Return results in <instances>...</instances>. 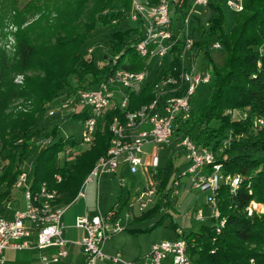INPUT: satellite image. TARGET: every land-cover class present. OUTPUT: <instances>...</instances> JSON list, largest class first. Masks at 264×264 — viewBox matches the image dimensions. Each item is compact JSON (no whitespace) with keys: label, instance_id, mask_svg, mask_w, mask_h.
<instances>
[{"label":"trees","instance_id":"16d2710c","mask_svg":"<svg viewBox=\"0 0 264 264\" xmlns=\"http://www.w3.org/2000/svg\"><path fill=\"white\" fill-rule=\"evenodd\" d=\"M130 1L122 0L123 8L115 14L99 16L111 7L113 0H0L2 216L9 215L5 206L11 205L10 194L26 158L31 161L27 173L31 188L37 190L44 182L49 190L56 192V204L67 206L76 198L97 159L108 149L107 124L116 110L105 116L88 147H82L71 135L62 136L56 124L45 129L43 122L58 97L95 87L113 69V65L93 56L85 58L82 51L98 22L110 27L106 44L113 55H118L116 65L129 70L145 67V58L135 50L142 27L130 28L123 22ZM147 1L153 4L157 0ZM88 2H91L89 7ZM189 4L190 0H183L175 6L177 22ZM224 6L223 0L209 2L206 19L209 26L204 28L199 24V17L192 24L193 51L202 56L213 91L197 113L192 110L187 119L177 120L174 135L188 137L195 144L209 148L214 162L220 164L222 175L241 177L234 193H230L223 181L217 184L216 202L224 224L218 227V219L209 217L205 202V218L198 221L197 229L178 230L169 207L174 182L180 180L187 163L173 139L171 153L165 152V163L158 165L152 174L159 201L133 215L124 228L132 233L147 232L168 220L170 239L186 242L192 264H264V212L252 210L248 214L251 202L264 205V126L253 127L255 120L264 119V0H243V9L230 31L225 27ZM7 18L15 26L11 33L12 53L1 43ZM213 41H218L225 52L221 67L212 58ZM173 64L180 66L178 56ZM17 75L22 76L20 84L15 82ZM152 97L151 84L131 91L130 108L148 103ZM18 100L24 102L23 108L12 110L11 104ZM235 110L244 116L233 119L226 112ZM84 116L85 113L77 112L67 117L83 119ZM229 136L228 146L223 147L222 141ZM178 152L184 164L180 168L173 160ZM210 171L208 165L204 172ZM202 188L204 194H209L206 185ZM123 206L127 208V201L120 207Z\"/></svg>","mask_w":264,"mask_h":264},{"label":"built area","instance_id":"2783aa9c","mask_svg":"<svg viewBox=\"0 0 264 264\" xmlns=\"http://www.w3.org/2000/svg\"><path fill=\"white\" fill-rule=\"evenodd\" d=\"M182 1L157 0L150 4L147 0H131L126 18L142 27L135 50L140 57L145 58V67L139 70L125 69L116 65L118 55H113L105 61L114 66L111 72L93 88L78 89L62 96L59 110L65 111L67 116L77 112L85 113L83 119H78L81 126L80 143L88 146L93 142L96 129L105 116L116 110L107 124L110 136L108 149L97 159L84 179L77 197H84L87 183L94 179L98 181L105 173L116 175L119 169L126 168L130 175H135L145 166L155 170L160 161L158 147L169 145L175 139L174 144L182 149L183 160L187 163L181 176H188L194 188L203 185L208 187V215L218 219V227H221L225 220L219 216L217 184L223 181L229 186L230 193H234L241 177L238 174L222 175L220 164L214 162V154L209 148L195 144L188 137L174 136L177 120H185L191 114L192 99L198 85L210 82V73L205 65L197 70L198 55L193 51L195 38L191 27L197 23L196 17H199V24L207 28L208 3L218 0H190L185 13L177 22L174 8ZM223 3L235 12L243 9V0H223ZM175 47L179 51L174 50ZM220 48L218 41L211 42V50ZM176 56L180 60L178 67L173 64ZM85 57L92 58L91 49ZM147 84L152 86V99L136 108H130V92ZM226 112L231 116L234 114V111ZM48 113L52 114L53 111ZM262 126L264 119L255 120V129ZM229 139L230 136L222 141L223 147L228 146ZM147 146H150V151L145 158L143 155H146L144 149ZM208 165H211V171L206 173L204 170ZM56 178L59 179V176ZM118 181L121 187H125L124 178H118ZM177 183L178 180L174 186ZM13 188L23 196L25 209L12 210L7 203L5 208L9 210V215L5 217L0 214V264L4 263L3 252L6 249H37L41 264L60 262L67 256L69 243L63 237L62 216L66 206L56 204V192L49 190L44 182L37 190H33L26 172L19 174ZM133 191L134 199L127 204L124 219L131 215L130 211L136 205L138 212L151 206L156 192L153 185ZM259 207L264 206L251 202L248 214L252 210L258 211ZM204 218L205 213L197 211L195 219L202 221ZM75 226L85 233L78 245L86 255V264H95L97 260L104 259L120 264H162L167 258H170L171 264H192L186 242L182 239L153 243L149 251L138 260L124 261L119 253L105 255L102 252L104 241L125 227L117 206L106 213L98 212L92 216L83 214L76 218ZM51 248L55 250L49 254L47 251Z\"/></svg>","mask_w":264,"mask_h":264},{"label":"rangeland","instance_id":"374dc122","mask_svg":"<svg viewBox=\"0 0 264 264\" xmlns=\"http://www.w3.org/2000/svg\"><path fill=\"white\" fill-rule=\"evenodd\" d=\"M71 1V0H70ZM73 2V1H72ZM91 6V2H88L87 7ZM123 8L122 0H113L111 7L108 10H103L100 15L105 13L115 14L116 11L121 10ZM224 14H225V27L226 31H230L234 26L237 18L238 12H235L228 7L224 6ZM55 15L52 14L50 17L53 18ZM30 21V20H29ZM32 21V20H31ZM30 21V22H31ZM114 22V21H113ZM130 28H135L136 23L130 21L125 18L123 21ZM28 24V23H27ZM15 26H13L12 22L7 18L4 21L3 32L6 33L5 37L2 39L1 43L6 48L8 52H13L14 50V41L12 36V31H14ZM110 38V27L109 25H103L98 22L95 26V29L89 37L86 39L82 51L86 54L89 49L92 51L93 58L97 60L106 61V59L111 58L113 53L109 50L107 46V41ZM115 55V54H114ZM86 58V57H85ZM212 58L217 67H221L224 63L225 52L223 49H216L212 52ZM205 65L203 58L201 55H198L197 59V70L201 69ZM15 82L20 84L22 82V76L17 75L15 77ZM213 91V85L211 82L209 83H200L194 93L192 99V110L197 113L208 101L211 93ZM62 97H58L54 101V105L49 108L48 111H53L52 114L48 113V116L44 118L43 125L45 129L50 128L53 125H58L60 128V133L62 136H70L80 141V121L78 119L67 117V113L59 110V100ZM119 98V96H116ZM119 100V99H118ZM53 103V102H52ZM51 103V104H52ZM24 102L22 100L15 101L11 104L12 110L22 109V105ZM240 112L235 110L233 114V119H237L240 116ZM67 117V118H66ZM82 147H88V145L81 144ZM146 155H143L145 158L150 151V146L145 147ZM171 143L166 146H159V166L165 163V152L171 153L170 151ZM175 154V153H174ZM61 160V158H59ZM173 160L177 163V166L180 168L184 166L182 162V157L180 153H176L173 156ZM30 158H26L21 164L22 172L28 173L31 169ZM184 171V169L182 170ZM154 170L149 166H145L135 177L130 176L129 174H124L121 169L118 170L116 175L113 174H103L98 182L96 179L90 181L85 186V199L77 201L76 205L81 207H85L87 210L95 211L96 206L102 213H106L109 208L114 205L117 201V197L119 194L122 195V200L128 198L127 204L134 199V189H143L145 187H149L153 185L155 188V182L152 178V174ZM29 178V177H28ZM118 178L125 179V187H121L118 181ZM29 181V180H28ZM132 181L133 184H132ZM185 183V184H184ZM184 184V185H183ZM130 190V193L127 194L125 190ZM205 189L202 186L194 188L192 187L190 181L188 183V176H182L178 183L174 186L173 192L171 194V206L169 207L170 211L175 215V220L177 221V225L182 230H189V228L197 229L198 223L194 219V215L199 208H202L204 205V195ZM125 197V198H124ZM14 198V199H13ZM124 198V199H123ZM159 195H154L153 203L159 201ZM11 209L24 210L25 209V201L20 191H16L14 188L10 194ZM70 205V204H69ZM69 205L66 206L69 207ZM264 206V205H262ZM259 210H264V207H259ZM122 210H126L122 208ZM135 210L138 213V207L135 206ZM127 211V210H126ZM169 221H166L165 224H160L154 229H152L148 234H142V239H146L144 244L149 240H161L166 238L167 235H172V231L168 226ZM124 234L126 232L124 231ZM140 237V236H139Z\"/></svg>","mask_w":264,"mask_h":264},{"label":"crops","instance_id":"0c3cea01","mask_svg":"<svg viewBox=\"0 0 264 264\" xmlns=\"http://www.w3.org/2000/svg\"><path fill=\"white\" fill-rule=\"evenodd\" d=\"M121 170L124 174H129L126 168H122ZM137 174L135 175L129 174V175L135 177ZM133 182L134 181H132V184ZM130 190L133 189L129 188L125 191L128 194L130 193ZM127 196L128 195H126V198L124 197L125 199L123 198L124 200H122V195L119 194L116 203L112 205L109 209H111L113 206L120 207L125 201H128ZM206 196L207 194L203 195L204 204L206 202ZM84 199H85V192H84V197L76 196V198L70 203L69 207H67L63 213L62 216V222L64 225L63 237L66 240H68L69 243L67 245V256L56 264H86V255L78 245V242L81 240V238L84 236L85 233L83 229L75 226V220L77 217L83 214L92 216L100 211L98 209V206H96L95 211L93 210L89 211L85 207L76 205L77 201ZM122 208L126 210L127 208L126 206L120 207L121 218L126 225L128 222L131 221L133 215L137 214V212L135 208L132 209V211H130L131 215L127 219H124L123 216L124 213H126V210L123 211ZM199 210L205 213L204 205L202 206V208H199L197 211ZM194 219H195V215H194ZM195 221L198 223L196 219ZM165 222L163 224H165ZM166 228L168 227L166 226ZM178 230H182V229L178 226ZM124 231L126 232V234H124ZM149 232L150 231L132 233L124 228L122 231L113 233L104 241L102 245V252L107 256H113L116 253H119L121 259L124 261L138 260L142 258L149 251L153 243H157L167 239L170 240L172 236V235H167L166 238H163L161 240H149L146 242L147 244H144L146 239H142L141 235L148 234ZM54 250L55 249L51 248L48 249L47 252L51 254L54 252ZM3 255H4L3 264H41L39 259V251L37 249H21V250L6 249L4 250ZM95 264H120V263H114L108 259H104V260H97ZM162 264H171L170 258L164 260Z\"/></svg>","mask_w":264,"mask_h":264}]
</instances>
